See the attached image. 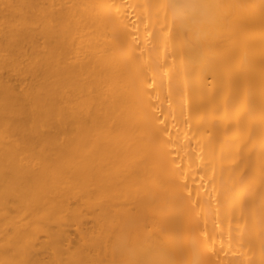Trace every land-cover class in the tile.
<instances>
[{
  "label": "bare ground",
  "instance_id": "obj_1",
  "mask_svg": "<svg viewBox=\"0 0 264 264\" xmlns=\"http://www.w3.org/2000/svg\"><path fill=\"white\" fill-rule=\"evenodd\" d=\"M0 0V264H264V0Z\"/></svg>",
  "mask_w": 264,
  "mask_h": 264
},
{
  "label": "clouds",
  "instance_id": "obj_2",
  "mask_svg": "<svg viewBox=\"0 0 264 264\" xmlns=\"http://www.w3.org/2000/svg\"><path fill=\"white\" fill-rule=\"evenodd\" d=\"M173 10L178 16H190L194 20L208 14L207 10L197 3V0H177Z\"/></svg>",
  "mask_w": 264,
  "mask_h": 264
}]
</instances>
